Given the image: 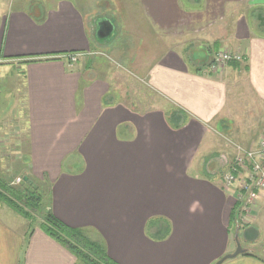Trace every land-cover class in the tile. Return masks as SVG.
I'll list each match as a JSON object with an SVG mask.
<instances>
[{
  "label": "crops",
  "instance_id": "obj_1",
  "mask_svg": "<svg viewBox=\"0 0 264 264\" xmlns=\"http://www.w3.org/2000/svg\"><path fill=\"white\" fill-rule=\"evenodd\" d=\"M244 1L0 3V64L16 62L23 76L27 131L14 141V152L22 154L15 166L43 193L54 217L96 233L112 260L213 264L234 252L237 227L256 230L246 242L261 241L264 191L257 193L248 225L231 222L236 194L223 188L229 163L212 132L223 126L229 95L240 86L254 97L253 112L256 103L264 107V33L243 15L233 19L224 41L219 38L228 9ZM253 2L264 8V0ZM100 18L113 22L109 40L95 37ZM186 37L202 42L192 49L169 45ZM222 47L241 60L209 72ZM110 68L143 80L165 107L116 101ZM178 111L184 116L175 128L169 117ZM152 219L168 224L165 239L147 235ZM157 226H149L150 233ZM244 250L223 264H264L253 249ZM74 263L40 227L0 204V264Z\"/></svg>",
  "mask_w": 264,
  "mask_h": 264
},
{
  "label": "rangeland",
  "instance_id": "obj_2",
  "mask_svg": "<svg viewBox=\"0 0 264 264\" xmlns=\"http://www.w3.org/2000/svg\"><path fill=\"white\" fill-rule=\"evenodd\" d=\"M4 1L7 0H0V3L3 5ZM249 1L251 2V0H245L243 3H235L232 8L230 7L228 9L229 12L225 19L224 29L222 30L223 32L219 34L220 39H223L224 41L227 32L231 29V22L239 16L244 15L249 19L253 17V20L257 22L256 10L262 6L258 7L254 2L251 4ZM3 11L4 10L0 9V13ZM200 42L202 41L196 37H186L169 41V45L174 46L177 44L181 48L188 47L192 49L196 45H199ZM185 44L188 45L186 46ZM224 45H229V43H225ZM229 46H232V44ZM224 49L231 51V49L227 47H222L220 51ZM17 65L16 62L7 66L0 64V180L13 186L18 185L15 181L17 178L21 179L22 173L20 172L21 170H17L16 167L21 163L20 160H22V154L14 152L16 150L14 141L16 138L22 139L27 131L26 125L23 124L25 120L23 113V76ZM223 67H225V65L222 66V68ZM241 79H243V77ZM108 81L111 93L116 101H125L128 105H134L138 108L144 107L146 109L165 107L164 101H162L158 95H154V91L144 84L143 80L126 73L122 68H110L108 71ZM233 93L234 95L232 93L229 95V102L225 110V118L221 119V125L223 124V126H219V131H212L216 137L215 144L218 143L225 153V163H230L234 155L238 152L255 149L259 139L264 137V131H260L258 135H255L258 129H261V126L264 127L263 105L256 103L259 111L253 112L250 106L255 99L246 91L244 86L238 87V91ZM16 170L19 171V173H17ZM44 200L47 201L46 198ZM0 204L6 205L2 201H0ZM29 211L32 214L30 213L31 220H26L27 224L32 227H39L42 223V212L34 211L32 209ZM261 215V218L264 221V213ZM155 220H153V222ZM237 223L240 227L248 225V223L242 224L239 223V221H237ZM159 228L160 227H158L157 230ZM150 229L151 227L148 226L147 235L149 237L152 236ZM161 229L162 227L159 230ZM151 240H154L153 237ZM238 240L242 249H253L255 254L264 260V232L262 233L261 241L254 246L243 240L241 237H239ZM129 259L133 261V258L129 257ZM112 261L115 264H131L128 260H125L124 263L116 260Z\"/></svg>",
  "mask_w": 264,
  "mask_h": 264
},
{
  "label": "trees",
  "instance_id": "obj_3",
  "mask_svg": "<svg viewBox=\"0 0 264 264\" xmlns=\"http://www.w3.org/2000/svg\"><path fill=\"white\" fill-rule=\"evenodd\" d=\"M256 13L260 19L257 20L256 27L254 26L255 31L263 33L264 8H257ZM109 100L106 99L105 103ZM183 116V112H175L169 117V121L173 127L178 128ZM0 201L27 221L31 220L32 213L29 210L42 212V223L39 227L48 237L65 248L75 258L74 264H115L108 257L100 236L88 230L69 227L52 215L47 209L48 203L44 200L43 193L31 182L27 174L24 173L21 176V183L16 186L0 180ZM233 215L231 222L236 221L237 223V208H235ZM148 225L162 227L161 230L159 228L157 231L151 232L152 236L150 237H153L154 240L165 239L169 234V226L163 220L151 221L148 222Z\"/></svg>",
  "mask_w": 264,
  "mask_h": 264
},
{
  "label": "built area",
  "instance_id": "obj_4",
  "mask_svg": "<svg viewBox=\"0 0 264 264\" xmlns=\"http://www.w3.org/2000/svg\"><path fill=\"white\" fill-rule=\"evenodd\" d=\"M76 60V55L69 56L70 63H75ZM240 60L241 56L237 53L227 49L219 50L214 54L207 70L215 72L229 62ZM15 183H21V179L17 178ZM222 184L225 190L236 194L237 221L249 223L257 193L264 191V137L259 139L255 149L234 155L222 175Z\"/></svg>",
  "mask_w": 264,
  "mask_h": 264
},
{
  "label": "water",
  "instance_id": "obj_5",
  "mask_svg": "<svg viewBox=\"0 0 264 264\" xmlns=\"http://www.w3.org/2000/svg\"><path fill=\"white\" fill-rule=\"evenodd\" d=\"M263 24V22H262ZM114 34V25L113 22L106 18H100L96 21V32L95 37L98 41H106L109 40ZM239 227L235 230V242L236 248L234 252L229 253L218 259L213 264H223L227 260L234 259L235 257L244 254L245 250L241 248L238 238L241 237L243 240H253L255 236H257V232L253 227H249L242 232H239Z\"/></svg>",
  "mask_w": 264,
  "mask_h": 264
}]
</instances>
